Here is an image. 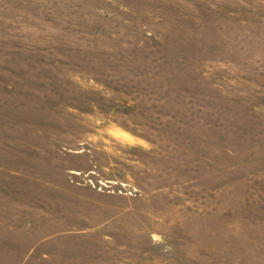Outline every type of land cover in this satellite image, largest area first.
<instances>
[{
	"label": "rangeland",
	"instance_id": "374dc122",
	"mask_svg": "<svg viewBox=\"0 0 264 264\" xmlns=\"http://www.w3.org/2000/svg\"><path fill=\"white\" fill-rule=\"evenodd\" d=\"M0 264H264V0H0Z\"/></svg>",
	"mask_w": 264,
	"mask_h": 264
}]
</instances>
